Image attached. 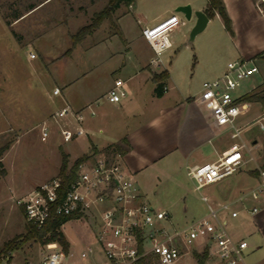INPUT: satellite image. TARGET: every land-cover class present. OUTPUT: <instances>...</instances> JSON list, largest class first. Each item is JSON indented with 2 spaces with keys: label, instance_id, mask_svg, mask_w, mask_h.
<instances>
[{
  "label": "rangeland",
  "instance_id": "374dc122",
  "mask_svg": "<svg viewBox=\"0 0 264 264\" xmlns=\"http://www.w3.org/2000/svg\"><path fill=\"white\" fill-rule=\"evenodd\" d=\"M231 1L226 9L231 32L225 29L218 16H214L192 37L197 19L193 15L187 20L182 13L176 12V8L189 5L193 10L205 9L207 0H134L129 7L121 6L113 13V21L121 35L114 34L111 22L104 20L91 35L73 47L72 36L91 23L94 14L103 9L107 0H0V149L5 148L0 153V264H40L47 250L33 238L21 241L26 237L28 227L15 198L58 176L63 154L68 155V166H71L76 158L68 151L78 155L90 148L87 135L64 143L56 127H52L48 138H42L39 124L64 105V97L70 104H76L92 96L94 102L106 109L104 95L117 78L123 81L122 88L126 92L121 101L132 99L128 115L136 110L143 111L141 100L149 93L147 86L154 92L157 84H148L140 92L136 88L137 93L131 94L129 89L134 83L124 80L137 71L133 63L138 55L152 54L142 36L143 27L155 25L173 14L184 24L168 33V39L174 45L163 57L176 56L174 75L179 91L198 92L203 82L218 77L228 62L248 58L246 55L252 48H264V16L261 14L264 0ZM32 5L35 8L28 11ZM17 14L22 16L13 21ZM69 49L71 51L67 52ZM260 52L253 57L258 72L241 82L233 91L234 97L264 85V57ZM29 53H35L36 60L28 59ZM167 83L164 81L163 86ZM55 86L62 94L52 95ZM170 92L176 93V90ZM260 105L250 104L246 115L239 118V123L245 126L241 138H231L226 132L217 139L219 153L241 140L247 146L248 151L244 150L246 165L229 178L237 174L249 176L253 170L259 176L264 170V131L252 123L260 112ZM107 118L108 134L117 136V124L111 121L112 116ZM137 118L141 117L135 115L130 120L135 122ZM126 125L128 128L131 124L126 122ZM91 138L93 143L99 142L97 137ZM210 154L216 158L212 151ZM250 156L253 160H249ZM212 186L197 192L193 182L179 170L171 178L148 181L144 200L152 208L169 214V220L163 224L172 231L208 213L200 196L210 195ZM93 229L90 218H73L63 224L61 231L70 244L65 264H91V259L83 260L78 256L86 245L101 253ZM226 229L233 238H240L242 229L238 223L229 221ZM252 239L247 237L246 241L251 244ZM9 241L17 248L5 250L4 245ZM203 253L190 251L175 264H198L196 254ZM207 258L208 253L205 260ZM253 258L251 255L245 262L252 264Z\"/></svg>",
  "mask_w": 264,
  "mask_h": 264
},
{
  "label": "built area",
  "instance_id": "2783aa9c",
  "mask_svg": "<svg viewBox=\"0 0 264 264\" xmlns=\"http://www.w3.org/2000/svg\"><path fill=\"white\" fill-rule=\"evenodd\" d=\"M182 24L183 21L173 14L142 29V36L152 51L150 66L159 68L162 65V54L171 47L168 33ZM259 54L264 57V50ZM29 58L35 59L36 54L29 53ZM257 72L253 57L242 58L228 62L218 78L202 84V89L214 102L213 125L229 132L231 138H241L245 126L239 123V118L246 115L252 104L241 101L242 96L234 97L233 91L244 79ZM122 86L123 81L116 80L104 95L105 100L118 103L126 96ZM60 94L61 89L55 86L52 95ZM260 107L252 123L264 131V105ZM83 121V111L64 103L39 124L40 135L48 138L52 127H56L62 141L68 143L88 135ZM244 150L247 146L241 140L231 144L212 162L186 166L185 173L193 182L194 190L200 192L202 188L233 175L247 163ZM120 159L119 154L108 158L104 153H96L78 166L74 179L67 185L60 176L52 177L16 197L15 204L22 209L25 221L37 228L57 217L75 214L76 219L90 218L102 257L91 245L82 248L78 256L83 260L91 259V264H136L147 256L154 264H175L182 255L198 249H206L219 264H246L247 242L231 237L226 229L227 221L221 214L236 218L239 214L234 209L236 204L242 205L252 217L264 210V170L259 172L256 186L231 201L212 204L207 195L201 194L208 213L181 229L170 231L163 224L169 220V214L152 208L143 200L133 176ZM249 160L253 157L250 156ZM43 247L47 253L40 264H65L69 249L64 251L57 242L46 243Z\"/></svg>",
  "mask_w": 264,
  "mask_h": 264
},
{
  "label": "crops",
  "instance_id": "0c3cea01",
  "mask_svg": "<svg viewBox=\"0 0 264 264\" xmlns=\"http://www.w3.org/2000/svg\"><path fill=\"white\" fill-rule=\"evenodd\" d=\"M223 3L225 9H228L232 1L223 0ZM194 11L203 12L204 9L194 8L192 12ZM261 14L264 16V10L261 11ZM192 17L193 15L191 19ZM152 26L146 24L143 29ZM173 45L174 42L172 41L168 50L173 48ZM262 50L264 48H252L246 56L248 58L256 57L257 53ZM163 54L162 65L159 68L149 65L152 54L148 56L138 55L133 63L137 71L124 80L134 83V86L129 89L130 93L134 94V92L137 93L136 88L140 92L148 84H155L152 80L154 75H159L162 71L168 72V78L164 80L168 83L167 86H164L161 96H156L153 89L147 86L149 93L147 97L141 100L143 111L142 109L136 110L134 113L141 118H137L135 122L130 120L135 115H128L129 112H127L132 99L121 101L126 96L115 104L104 100L106 109L103 108V105L94 102L92 96L76 104H70L63 96L65 98H63V103L69 104L75 110L83 111V127L88 132L87 136L91 142L88 151L78 155H73L72 152L68 151L70 156L77 159L79 156L86 154L90 159L96 153H104L108 158H113L114 155L119 153L111 152L106 148L116 143L121 145V141L124 140L125 143L122 144L123 152L119 154L121 156L120 160L126 171L133 176L143 200L146 199L144 197L148 181L152 179L160 180L161 177L171 178L179 170H183L186 176V166L212 162L222 151L228 148L222 149L219 153L217 139L222 133L227 131L216 128L212 123L211 114L214 102L211 95L203 89L193 94L180 92L177 88L178 81L174 75L176 56L172 58L168 54L163 57ZM30 60H36V58ZM225 69L226 67L219 72V76ZM116 80L120 79L117 78ZM112 86L113 84L109 86L108 90ZM172 90H176V93H171L170 91ZM109 116H112L111 121L117 124V132L115 134L117 136H112L113 138L107 131L108 121L106 120H108L107 117ZM126 122L131 124L128 128ZM91 137H97L96 139L99 142L93 143ZM78 139L76 138L72 141L74 142ZM210 151L216 155V158H213ZM258 182L259 176L250 174L249 176L237 174L233 178L227 177L213 184L211 194L208 195L209 201L212 204L231 201L240 193L256 186ZM234 209L239 212L236 218H229L226 214H221V216L226 219L227 225L229 221L238 223L242 230L240 238H233L228 231L229 234L234 240L246 241L247 237L254 238L251 244L246 241L248 247L245 250V260L254 255L255 258H253L252 264H264V210L252 217L240 204L234 205ZM192 251L200 252L199 249ZM206 252L208 253V258L205 260L206 264H219L207 250Z\"/></svg>",
  "mask_w": 264,
  "mask_h": 264
},
{
  "label": "trees",
  "instance_id": "16d2710c",
  "mask_svg": "<svg viewBox=\"0 0 264 264\" xmlns=\"http://www.w3.org/2000/svg\"><path fill=\"white\" fill-rule=\"evenodd\" d=\"M134 0H107L106 5L101 9L100 11L96 12L92 18V21L90 24L83 26L80 28L73 36H72V42L73 47L80 43L85 36L91 35L98 26L104 21L108 20L111 22L112 26L115 28L114 34L121 35L120 29L118 28L116 22L113 21V13L119 9L121 6L129 7ZM35 8L33 5L29 7L28 11ZM203 13L207 16L208 19L213 18L215 15L219 16L221 21L223 22V25L227 31H230V19L228 17V14L226 12L223 0H207L206 8L204 9ZM22 16V14L14 15L13 21L19 19ZM8 24L10 22L6 21ZM71 49H69L67 52H70ZM168 78V72L162 71L159 75H154L152 77V80L155 84H157V87L154 89V94L156 96H161L164 91L163 82ZM241 101L243 102H250V103H259L261 105H264V85H260L251 92L243 95L241 97ZM125 141H121L120 144H112L108 146L106 149L110 150L114 153H122L123 148L122 144H124ZM0 149V153L4 150ZM88 159V156H81L75 159L71 166H68V155L63 154L62 155V163L59 171V175L64 185H67L70 183L74 177L75 173L78 169V166L86 161ZM250 173L254 176H258L257 171L253 170L250 171ZM22 210V209H21ZM23 212V211H22ZM77 215H70L66 217H57L54 220L47 221L41 228H37L36 226L32 225L31 223L26 222L27 228V235L25 238H23L21 241L33 238L35 240H38L42 243V245L49 243V242H57L60 244V246L63 248L64 251H68L69 249V243L64 237L63 232L61 231L62 224L66 223L67 221L76 218ZM14 248H17L14 245L13 241H9L4 245V249L7 251H10ZM197 263L202 264L207 256L206 250H204V253L202 255H197ZM136 264H154L152 259L150 257H142L140 258Z\"/></svg>",
  "mask_w": 264,
  "mask_h": 264
},
{
  "label": "water",
  "instance_id": "95a60500",
  "mask_svg": "<svg viewBox=\"0 0 264 264\" xmlns=\"http://www.w3.org/2000/svg\"><path fill=\"white\" fill-rule=\"evenodd\" d=\"M176 12L182 13L187 20H190L192 15H194L197 19L196 24L191 33L192 37L199 31H201L209 20L202 11L192 12V9L189 5L177 7Z\"/></svg>",
  "mask_w": 264,
  "mask_h": 264
}]
</instances>
